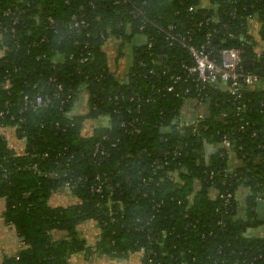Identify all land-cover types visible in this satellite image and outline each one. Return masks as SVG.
Segmentation results:
<instances>
[{"label":"trees","instance_id":"trees-1","mask_svg":"<svg viewBox=\"0 0 264 264\" xmlns=\"http://www.w3.org/2000/svg\"><path fill=\"white\" fill-rule=\"evenodd\" d=\"M249 18L259 25V51ZM178 35L216 62L221 50L239 48L248 60L242 71L260 80L238 98L196 87ZM110 37L142 39L125 81L108 69L102 46ZM0 50V127L25 145L17 155L0 135L4 220L21 242L0 264H67L90 252L77 230L88 220L99 229L100 255L264 264V232L251 234L261 224L252 208L264 199V0H0ZM81 88L87 110L77 114ZM38 94L49 102L33 104ZM188 107L203 116L195 130L181 125L192 118ZM100 117L108 125L82 135L84 121ZM223 138L228 151L205 162L204 141ZM240 187L249 188L242 206ZM60 189L72 200L50 205ZM51 230L66 237L53 240Z\"/></svg>","mask_w":264,"mask_h":264},{"label":"crops","instance_id":"crops-1","mask_svg":"<svg viewBox=\"0 0 264 264\" xmlns=\"http://www.w3.org/2000/svg\"><path fill=\"white\" fill-rule=\"evenodd\" d=\"M258 23L255 20L250 21V34L254 37L256 41H259V45L256 50H261L262 42L259 40L258 36ZM142 39L134 38L132 43H129V55L126 57L124 52L120 51L121 43L120 40L115 38H108L103 46L102 50L106 54L107 66L109 71L119 80L125 81L126 74L132 64L133 60V46H140ZM57 61H61L58 57ZM87 110V93L81 88L78 94V98L74 104L73 111L77 114H83ZM184 113H190L193 115L191 109L188 107L185 109ZM107 118L100 117L95 120L86 119L83 123L82 135L91 136L95 128L99 126H107ZM0 135L4 137L7 145L12 149L17 155L23 154L25 151V145L23 140L17 138L14 130L8 127H0ZM214 145V144H213ZM216 147V145H214ZM236 164V163H235ZM249 193L248 187H240L236 194L235 200L240 206L243 205L246 195ZM72 198L65 189H60L53 193L48 203L52 206H65L68 204ZM5 203L2 198H0V262L3 258L13 256L19 250L21 242L16 234L14 227L10 224H6L4 220ZM77 230L82 238L85 239L86 245L90 248V252L85 251L72 254L67 260V264H141L139 254L133 253L126 258H113L105 255H100L95 252V244L99 240V229L93 220H88L80 223L77 226ZM251 234L261 235L263 234L262 223L258 228L251 231ZM49 236L53 240L61 239L66 237V232L62 230H51L49 231Z\"/></svg>","mask_w":264,"mask_h":264},{"label":"built area","instance_id":"built-area-1","mask_svg":"<svg viewBox=\"0 0 264 264\" xmlns=\"http://www.w3.org/2000/svg\"><path fill=\"white\" fill-rule=\"evenodd\" d=\"M207 1H202L199 7H207ZM191 10V8H189ZM8 14V11L6 12ZM216 20V18H213ZM252 18H249L250 22ZM52 23V21H50ZM78 22L74 23V26H77ZM175 40L181 42V44L187 48L191 58L192 64L186 68V72L188 75L194 77V82L196 87L203 88L206 85L218 86L222 90L227 91L230 95L234 96V98H238L240 96L241 88L245 86H250L257 83L260 78L257 74L253 72H244L242 71V51L239 48H226L221 50L219 53V62H216L215 59L210 57V53L206 50L205 46L202 45L200 47H195L193 45L187 44L183 37L181 36H173ZM262 53V51L260 52ZM4 53L0 50V56ZM179 77H175L177 80ZM60 89V85L57 86ZM170 89V88H168ZM27 98V96H25ZM49 102V99L46 97H42L41 95H35L33 98V104L36 106H42ZM238 113L240 112V108H237ZM1 116V114H0ZM203 116L201 114H195L192 118L186 120L181 125L192 127L195 130L200 122L202 121ZM228 151V140L223 138L221 144ZM172 177H175V173H168ZM67 185V183L65 184ZM95 190H98L96 188ZM70 196V195H69ZM71 197V196H70ZM223 198L224 203L229 201L231 194L220 195ZM262 199V198H259Z\"/></svg>","mask_w":264,"mask_h":264},{"label":"water","instance_id":"water-1","mask_svg":"<svg viewBox=\"0 0 264 264\" xmlns=\"http://www.w3.org/2000/svg\"><path fill=\"white\" fill-rule=\"evenodd\" d=\"M242 65L243 66H248V60L244 59L242 61ZM161 132H163V128L160 129ZM223 146L222 145H217L216 147L212 144V143H207L204 141L203 143V149H202V153H203V157L205 162H207V159L210 155L215 154L217 150L222 149ZM156 151L160 154L161 153V149H156ZM253 212H255V220L257 222L262 223L263 229H264V199H258L255 201V205L252 208ZM252 222H254V220H252Z\"/></svg>","mask_w":264,"mask_h":264},{"label":"rangeland","instance_id":"rangeland-1","mask_svg":"<svg viewBox=\"0 0 264 264\" xmlns=\"http://www.w3.org/2000/svg\"><path fill=\"white\" fill-rule=\"evenodd\" d=\"M129 49H130L129 43L125 42L121 45L120 51L122 53L124 52L125 56L127 57L129 55Z\"/></svg>","mask_w":264,"mask_h":264}]
</instances>
